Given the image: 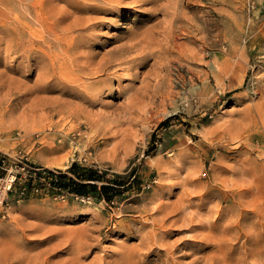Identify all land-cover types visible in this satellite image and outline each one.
<instances>
[{
    "label": "rangeland",
    "instance_id": "374dc122",
    "mask_svg": "<svg viewBox=\"0 0 264 264\" xmlns=\"http://www.w3.org/2000/svg\"><path fill=\"white\" fill-rule=\"evenodd\" d=\"M262 103L264 0H0V175L124 182L16 181L0 264H264Z\"/></svg>",
    "mask_w": 264,
    "mask_h": 264
},
{
    "label": "trees",
    "instance_id": "16d2710c",
    "mask_svg": "<svg viewBox=\"0 0 264 264\" xmlns=\"http://www.w3.org/2000/svg\"><path fill=\"white\" fill-rule=\"evenodd\" d=\"M103 174L92 166L80 165L77 162H72L66 170L59 171V185L70 192L79 195L94 194L101 196L107 202H111L113 197L121 191L120 186L123 185V180L114 177L116 186H109L103 182ZM107 181V180H106ZM97 182H102L100 185ZM110 190V191H109Z\"/></svg>",
    "mask_w": 264,
    "mask_h": 264
},
{
    "label": "built area",
    "instance_id": "2783aa9c",
    "mask_svg": "<svg viewBox=\"0 0 264 264\" xmlns=\"http://www.w3.org/2000/svg\"><path fill=\"white\" fill-rule=\"evenodd\" d=\"M0 167L6 168L3 166V160ZM20 170H23V176L20 174V170H16V172L9 171L6 174L0 175V204L6 200L8 192H12L15 188V182L21 180L22 190L24 189V185L31 184V188L35 186H43L44 188L50 189H59L60 185H58L59 179V170L55 169H47L42 167H31L26 166V164H22L19 166ZM21 190V192H22Z\"/></svg>",
    "mask_w": 264,
    "mask_h": 264
},
{
    "label": "bare ground",
    "instance_id": "6f19581e",
    "mask_svg": "<svg viewBox=\"0 0 264 264\" xmlns=\"http://www.w3.org/2000/svg\"><path fill=\"white\" fill-rule=\"evenodd\" d=\"M147 39V38H146ZM130 43V42H129ZM138 44H139V41H136V42H133V43H130V44H127V45H122L123 47H117V48H113V50H110V51H108L107 53H108V58L103 62V64L99 67V68H97L96 69V72L98 71V72H101L100 74H102V73H104L105 72V70L109 67H111L112 65H114V64H117V65H119L120 63H123L124 62V60H128L129 58L127 57V56H122L123 54H125V53H127V52H132V51H135L136 50V48H138L137 46H138ZM148 45V44H147ZM140 54V53H139ZM124 58H126V59H124ZM86 68V66L85 65H83V66H81V68ZM105 75V74H104ZM100 78H96V79H94V80H99ZM70 88H73L74 87V85H71V86H69ZM262 104H264V103H262ZM262 108H264V107H262ZM245 121V120H244ZM236 134V133H235ZM62 155V154H61ZM66 155V154H65ZM58 158H60V156L58 155L57 156ZM62 158V157H61Z\"/></svg>",
    "mask_w": 264,
    "mask_h": 264
}]
</instances>
